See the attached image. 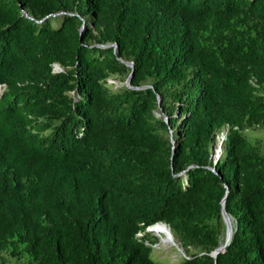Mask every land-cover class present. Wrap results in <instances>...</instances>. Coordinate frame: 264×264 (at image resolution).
Wrapping results in <instances>:
<instances>
[{"label":"trees","instance_id":"16d2710c","mask_svg":"<svg viewBox=\"0 0 264 264\" xmlns=\"http://www.w3.org/2000/svg\"><path fill=\"white\" fill-rule=\"evenodd\" d=\"M0 85V264H264V0H0Z\"/></svg>","mask_w":264,"mask_h":264},{"label":"rangeland","instance_id":"374dc122","mask_svg":"<svg viewBox=\"0 0 264 264\" xmlns=\"http://www.w3.org/2000/svg\"><path fill=\"white\" fill-rule=\"evenodd\" d=\"M61 70H62L61 67H58V65L54 64V71L59 72ZM108 81L110 84H113L112 88H116L122 84L120 80L109 79ZM0 88L1 90L3 89L2 87ZM2 91H1V94H2ZM155 113H156V116L158 117L161 116L159 112L155 111ZM223 131H226V129ZM245 135L252 141H255L256 139L259 142L261 148L264 150V130L261 127L260 128H250L249 130L245 132ZM151 234L154 237L153 256L156 259H158L162 264H178L179 261L184 257V255L181 254L178 250L180 245L178 244L177 240L175 239L176 241L175 244L165 245L164 243H162L161 238L158 235H156L152 231H151ZM224 238H225V233H224ZM5 257H6L5 259L6 262L3 264H18L16 260L10 259L8 256H5Z\"/></svg>","mask_w":264,"mask_h":264},{"label":"water","instance_id":"95a60500","mask_svg":"<svg viewBox=\"0 0 264 264\" xmlns=\"http://www.w3.org/2000/svg\"><path fill=\"white\" fill-rule=\"evenodd\" d=\"M126 64L131 66V63H126ZM56 65H58V64H56ZM58 67H60V66L58 65ZM131 75H132V71L130 72L129 76L127 77L126 85H129L130 84ZM0 87H2V85H0ZM140 88H147V86H142ZM226 132H227V130L225 131V134L223 136V139L221 141V144L219 145V149L218 150L220 151V153H216L215 155H213V153H212L210 155L213 158V167H212V170H214V166L216 165V163L218 162V160L220 158V155H221V152H222V145H223V143H224V141L226 139ZM224 204H225V197L221 201V205H222V207H221V216H222V220H223V222L225 224V238H224V242L222 244H220L217 248H215L212 252L209 253V255L212 256L215 259V263H216L217 254L219 252L225 250L227 248V246L229 245L230 240H231V236H232V231H233V226H231L229 224V218L231 219V217L225 211ZM157 223H163V225H167L164 222H157ZM157 223H155V224H157ZM153 225H151V226H153ZM151 226L147 227L146 230L149 231ZM168 229L170 230V227L169 226H168ZM178 244L180 245V242H178ZM178 250H179V252L181 254L184 255V257H186L185 250H184V247L183 246L180 245V247L178 248Z\"/></svg>","mask_w":264,"mask_h":264},{"label":"bare ground","instance_id":"6f19581e","mask_svg":"<svg viewBox=\"0 0 264 264\" xmlns=\"http://www.w3.org/2000/svg\"><path fill=\"white\" fill-rule=\"evenodd\" d=\"M1 88H0V94H1ZM225 134V131H223L221 134H219L217 136V144L214 146V152L213 155H215L216 153H220L219 149V145L221 144V141L223 139V136ZM229 224L231 226H233L232 224V219L229 218ZM153 233H155L156 235H158L161 238L162 243H164L165 245L167 244H175L176 241L173 238V234L171 233V231L168 229L167 225H163V223H158L157 226H155V228L152 229V227H150V230Z\"/></svg>","mask_w":264,"mask_h":264}]
</instances>
